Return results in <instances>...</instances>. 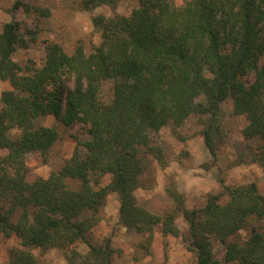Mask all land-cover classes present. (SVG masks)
I'll return each mask as SVG.
<instances>
[{"label":"trees","instance_id":"16d2710c","mask_svg":"<svg viewBox=\"0 0 264 264\" xmlns=\"http://www.w3.org/2000/svg\"><path fill=\"white\" fill-rule=\"evenodd\" d=\"M122 1H82L84 9L110 12L92 19L102 42L88 55L82 47L70 54L38 24L15 20L16 11L46 18L47 9L17 0L12 20L0 22V81L10 83L0 99V236L15 235L22 247L7 264H40L35 248L60 250L69 264H115L112 241L92 238L114 194L119 223L145 254L157 238L166 254L168 239L182 237L197 264H264V193L256 183H228L219 162L220 144L237 134L250 151L234 164L264 169V0H184L180 7L139 0L130 16L118 13ZM19 48L40 51L41 67L16 62ZM106 82L113 84L110 103L99 97ZM229 102L246 118L240 133L221 116ZM50 116L66 129L81 125L88 139L45 179L31 173L27 157L46 160L61 139L43 123ZM194 118L212 158L205 169L218 168L221 190L189 208L171 181L151 206L140 204L136 191L152 184V163H170L161 129L176 132ZM107 175L111 182L102 186ZM79 243L86 253L75 250Z\"/></svg>","mask_w":264,"mask_h":264},{"label":"rangeland","instance_id":"374dc122","mask_svg":"<svg viewBox=\"0 0 264 264\" xmlns=\"http://www.w3.org/2000/svg\"><path fill=\"white\" fill-rule=\"evenodd\" d=\"M17 0H0V22H9L13 14L9 11ZM33 6L47 9L51 13L46 18H39L38 14H26L24 11H16L15 20L30 28L36 24L42 28L44 34L53 43L62 45L72 54L77 47H82L88 55L95 46L102 42L101 30L96 28L92 19L96 16H110L108 9L100 7L87 10L82 7L83 0H23ZM178 7L184 4V0H175ZM139 0H124L118 7V13L130 16L133 5H138ZM44 31L46 33H44ZM20 65H35L41 67V52L34 49L19 48L14 56ZM252 77L246 78V83L252 81ZM10 89L8 81H0V99L2 93ZM99 97L104 103H110L113 99V84L106 82L101 85ZM221 116L226 126H231L238 133L244 130L245 116L234 112L232 102L224 104ZM49 127H55L61 136L59 142L52 148L46 160L39 155H28L27 165L33 175L48 179L52 171L61 168L63 162L68 161L74 155L79 141L88 139L87 133L81 125H75L66 129L57 123L53 116L43 120ZM233 126H232V125ZM200 118H194L175 132L173 127L167 126L161 129L159 136L169 148L170 163L166 168H161L157 162L152 163V184L149 188L138 189L136 195L140 204L151 206L154 200L163 195L166 186L174 181L187 197L189 208L199 207L205 201L206 195L218 193L221 190L218 182L219 170L213 167L210 171L205 166L212 160L209 150L205 145ZM17 133V132H15ZM181 134L180 140L177 135ZM228 135V134H227ZM244 139L237 134L227 136L220 144V165L224 169V176L228 183L246 185L256 183L264 193V169L256 163H237L236 159L241 153L249 154V148L244 144ZM111 182V176L107 175L102 181V186ZM151 185V186H150ZM120 202L117 195H110L102 215L101 222L92 231L93 241L101 244L110 239L115 246V264H197L195 255L187 249L183 238L168 239V253H164L161 243L162 238H157L152 246V254H145L142 249L133 246V235L119 223ZM264 225V221H263ZM177 226L183 235L188 234V224L182 219L177 220ZM241 240L248 238L246 232H242ZM19 238L12 235L10 238L0 236V264H7L13 249H21ZM75 250L86 253L88 248L84 244H77ZM217 255L223 257L225 251L220 243H216ZM33 253L40 264H69L60 250H42L35 248Z\"/></svg>","mask_w":264,"mask_h":264}]
</instances>
